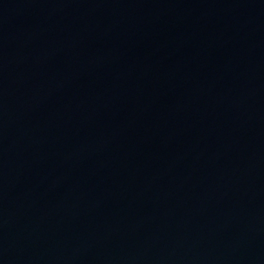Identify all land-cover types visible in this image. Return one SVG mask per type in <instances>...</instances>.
<instances>
[{
	"label": "water",
	"instance_id": "95a60500",
	"mask_svg": "<svg viewBox=\"0 0 264 264\" xmlns=\"http://www.w3.org/2000/svg\"><path fill=\"white\" fill-rule=\"evenodd\" d=\"M0 264H264V0H0Z\"/></svg>",
	"mask_w": 264,
	"mask_h": 264
}]
</instances>
